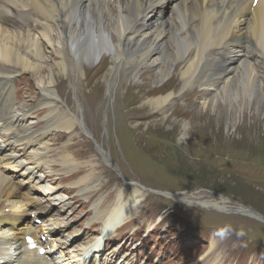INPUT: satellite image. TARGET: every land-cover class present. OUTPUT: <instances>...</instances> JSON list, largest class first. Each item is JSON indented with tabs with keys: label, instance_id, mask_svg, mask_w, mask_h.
I'll list each match as a JSON object with an SVG mask.
<instances>
[{
	"label": "bare ground",
	"instance_id": "obj_1",
	"mask_svg": "<svg viewBox=\"0 0 264 264\" xmlns=\"http://www.w3.org/2000/svg\"><path fill=\"white\" fill-rule=\"evenodd\" d=\"M168 3L172 12L165 17ZM151 53L158 57L149 63L146 56ZM165 56L166 62L158 61ZM205 64L212 71L208 76L203 73ZM20 73L28 75L36 96L18 98ZM136 76L138 81H130L125 95L118 98L124 82ZM62 82H69L75 91L73 102L56 89ZM93 83L110 91L116 87L115 128L121 147L130 150L148 130H141L140 123H149L141 118L144 114L149 115L144 119L160 117L163 122L185 113L196 85L204 87L200 94L205 96L219 90L236 98L241 94V99L258 97V87L264 84V0H0V264H103L123 247L119 243L104 252V244L122 226L137 220L123 217L129 205L122 200L125 192H120L106 211L93 205V220L109 214L100 235L72 249L52 236L54 227L66 226L61 211L73 200L88 202L106 184H93L99 179L96 159L80 162L74 151L76 158L64 154L59 159V171L63 176L77 174L78 180L70 186L52 185L58 175L51 169L56 158L48 159L53 152L51 135L65 132L71 139L76 129L94 135L87 119H95L100 103H91L93 89L85 93ZM132 104L138 106L129 108ZM259 106L264 111V100ZM97 144L111 164L108 150ZM89 165L90 174L82 175L80 169ZM41 169L48 170L49 179ZM42 201L51 206L47 209ZM225 202L222 198L204 205L229 209ZM30 204L35 207L33 219L36 211H46L48 224L36 229L28 221L18 222ZM55 249L60 251L57 263L52 258ZM131 251L115 264H133Z\"/></svg>",
	"mask_w": 264,
	"mask_h": 264
},
{
	"label": "rangeland",
	"instance_id": "obj_2",
	"mask_svg": "<svg viewBox=\"0 0 264 264\" xmlns=\"http://www.w3.org/2000/svg\"><path fill=\"white\" fill-rule=\"evenodd\" d=\"M171 12L168 3L163 16L168 17ZM157 57L156 53H151L146 61L151 63ZM165 57L158 61L166 62ZM202 69L204 76L212 72L206 64ZM172 75L170 72L169 78ZM16 77L20 79L16 82L18 98L36 96L27 74L20 73ZM136 77L124 82L118 98L125 95L130 81H138L139 76ZM60 85L56 87L58 92L73 102L75 91L70 83ZM263 86L258 87V97L241 99V94L236 98L219 90L205 96L200 94L204 87L196 85L190 91L192 98L185 113L171 115L163 122L159 121L160 117L144 119L149 116L144 114L141 118L149 123L140 124L142 131L148 129L147 135L130 150L121 147L115 128L116 87L110 91L101 84L94 87L93 83L85 93L93 89L95 94L90 96V101L100 103L101 110L96 109L95 119H87L94 135L81 129H76L71 139L65 132H58L55 137L51 135L48 141L53 152L48 159L56 158L51 169L58 175L52 185L70 186L69 183L78 180L77 174L63 176L59 171L63 155H75L74 151L79 153L80 162L96 159L94 168L99 179L93 184H106L94 191L88 202L73 200L61 211L60 218L66 226L54 227L52 236L64 240L67 248L72 249L83 245L81 243L89 237L100 235L102 225L109 222V214L101 213L102 218L93 220V205L105 210L108 204L114 206L113 200L118 199L120 192H125L122 200L129 206L123 217L137 220L131 226H122L112 235L109 245L104 244V252L119 243L123 247L103 264H115L127 250H134L129 255L133 264H264V111L259 106L264 100ZM179 102L173 104L170 111H174ZM136 106L138 104H132L129 108ZM127 108L123 109L125 114ZM185 125H188L187 131ZM127 127L132 128L129 123ZM98 142L108 150L115 167L105 161L97 148ZM91 167L79 168L81 174H90ZM40 172L46 173L49 179L48 170ZM20 175H14V180ZM75 194L77 191L72 195ZM222 198H226L229 209L204 205L220 202ZM42 203L49 205L47 209L51 206L49 201ZM239 207L249 211L243 213ZM34 208L30 204L18 222L28 221L39 229L38 226L48 224L49 214L38 210L37 218L33 219ZM251 211L255 214L251 215ZM94 244L95 241L88 247ZM14 249L12 246V252ZM59 256V249L52 251L54 261L59 260Z\"/></svg>",
	"mask_w": 264,
	"mask_h": 264
}]
</instances>
